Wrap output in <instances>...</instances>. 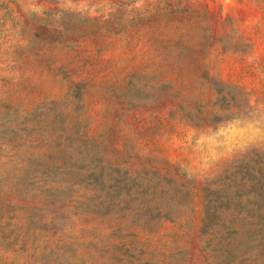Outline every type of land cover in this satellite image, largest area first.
Segmentation results:
<instances>
[{
	"label": "rangeland",
	"instance_id": "obj_1",
	"mask_svg": "<svg viewBox=\"0 0 264 264\" xmlns=\"http://www.w3.org/2000/svg\"><path fill=\"white\" fill-rule=\"evenodd\" d=\"M262 177L264 0H0V264H223Z\"/></svg>",
	"mask_w": 264,
	"mask_h": 264
},
{
	"label": "trees",
	"instance_id": "obj_2",
	"mask_svg": "<svg viewBox=\"0 0 264 264\" xmlns=\"http://www.w3.org/2000/svg\"><path fill=\"white\" fill-rule=\"evenodd\" d=\"M259 195L261 199H264V180L263 177L260 178L259 181ZM257 216L258 219L256 221V229L254 231V240L255 245L253 246L254 249L248 248L246 251H242L241 249V242L238 245H235L232 241L233 238L227 242V244L221 245V247L218 249L220 251H223V264H244V262H252L253 264H259L261 260H264V204L259 206L257 208ZM220 223L214 222L212 220L204 219L203 225H202V233H214L216 230L215 228L219 226ZM231 224L223 223L222 226L225 229H231ZM133 226L140 228V230H147L150 227L148 225H132V224H122L118 225L116 229L118 231H126ZM226 241V239H224ZM235 241V240H234ZM219 244V243H218ZM216 244V250L217 246Z\"/></svg>",
	"mask_w": 264,
	"mask_h": 264
},
{
	"label": "bare ground",
	"instance_id": "obj_3",
	"mask_svg": "<svg viewBox=\"0 0 264 264\" xmlns=\"http://www.w3.org/2000/svg\"><path fill=\"white\" fill-rule=\"evenodd\" d=\"M226 2H227V3H230V2H232V0H226Z\"/></svg>",
	"mask_w": 264,
	"mask_h": 264
}]
</instances>
